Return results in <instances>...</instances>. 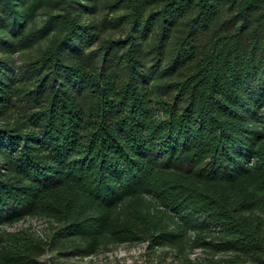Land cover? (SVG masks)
<instances>
[{
  "label": "trees",
  "instance_id": "1",
  "mask_svg": "<svg viewBox=\"0 0 264 264\" xmlns=\"http://www.w3.org/2000/svg\"><path fill=\"white\" fill-rule=\"evenodd\" d=\"M105 5L0 0V225L52 220L43 239L0 228V264L123 242L264 264V0ZM106 23L127 31L101 39Z\"/></svg>",
  "mask_w": 264,
  "mask_h": 264
},
{
  "label": "rangeland",
  "instance_id": "2",
  "mask_svg": "<svg viewBox=\"0 0 264 264\" xmlns=\"http://www.w3.org/2000/svg\"><path fill=\"white\" fill-rule=\"evenodd\" d=\"M90 2L96 4L95 11L85 13V17L95 18L101 20L105 16L110 17L111 12L105 5V0H81V2ZM226 13H223L221 18L225 17ZM45 17V14L41 8H38L35 12V16L30 20L29 25H40ZM127 31L126 25H120L114 27L111 23L103 25L100 38L103 39L108 36H118L124 34ZM50 33L45 37L40 38L32 46L10 53L8 59L17 68L18 65L23 64L31 57L37 55L43 49L47 47L50 39L52 38ZM154 39L153 34L149 35V38L145 42V61L146 67L149 65L151 54L148 52L147 43ZM97 43H94L90 48H96ZM7 55H5L6 57ZM23 104L19 101H15L11 107L10 112L16 113L18 111H24ZM8 119L11 121L12 116ZM6 118L0 116V125L5 124ZM51 218L43 215H27L17 221L11 223H3L0 228L5 231L16 232L18 230H26L33 233L36 237L43 239L48 238L50 235ZM157 250L156 253L147 251L143 244L138 242H123L113 243L108 247L100 249L95 254L90 255H74L71 252H63L58 248L50 249L45 247L41 254L36 255V262L33 264H205L204 258L208 257L210 253H207L204 249L196 247L187 251V256L191 258V263H185L183 260L178 259L174 252L170 249ZM226 253L220 252L217 256H225ZM239 264H255L253 262L239 263Z\"/></svg>",
  "mask_w": 264,
  "mask_h": 264
}]
</instances>
